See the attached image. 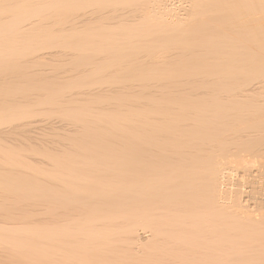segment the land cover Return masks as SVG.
<instances>
[{
  "label": "bare ground",
  "instance_id": "6f19581e",
  "mask_svg": "<svg viewBox=\"0 0 264 264\" xmlns=\"http://www.w3.org/2000/svg\"><path fill=\"white\" fill-rule=\"evenodd\" d=\"M0 264H264V0H0Z\"/></svg>",
  "mask_w": 264,
  "mask_h": 264
},
{
  "label": "rangeland",
  "instance_id": "374dc122",
  "mask_svg": "<svg viewBox=\"0 0 264 264\" xmlns=\"http://www.w3.org/2000/svg\"><path fill=\"white\" fill-rule=\"evenodd\" d=\"M252 169L254 170V169H255V166H252ZM252 173H255V172H252ZM251 176H253V174H252ZM250 178H251V177H250Z\"/></svg>",
  "mask_w": 264,
  "mask_h": 264
}]
</instances>
